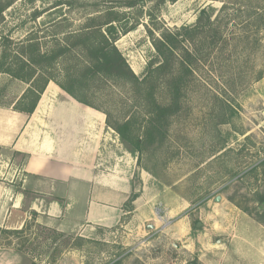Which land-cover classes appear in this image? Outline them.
<instances>
[{
  "label": "rangeland",
  "instance_id": "obj_1",
  "mask_svg": "<svg viewBox=\"0 0 264 264\" xmlns=\"http://www.w3.org/2000/svg\"><path fill=\"white\" fill-rule=\"evenodd\" d=\"M226 2L225 9L223 0H17L5 11L0 36L13 39V51L31 34L43 50L55 44L64 47L66 35L84 28L90 19L104 22L117 16L106 36L140 77L150 62L160 60L153 35L195 24L203 8L216 18L219 39L195 65L164 139L136 151L108 125L106 115L108 130L116 135L124 159L135 165L134 191L142 188L145 170L189 200L193 227L189 236L179 237L168 229L163 242L146 243L149 228L145 226V231L135 234L141 238L142 248L137 250L132 234L120 231L102 237L97 228L87 233L62 232L29 206L13 212V194L22 183L21 171L16 169L25 158L5 151L0 158V217L7 216L11 222L2 227L18 229L25 223L27 227L20 233L0 232V264H264V225L243 209L248 207L255 216L264 211L260 201L264 193V0ZM63 60L53 72L60 80L67 71L74 72L85 55L71 48ZM49 83L41 105H54L59 98L58 83ZM28 87L1 74L0 107H18L17 100ZM156 87L166 102V89L161 83ZM88 97L101 112L102 107L108 110L113 121L131 115L142 119L144 105L124 82L100 78ZM218 195L220 201L215 200ZM158 208L163 209L162 221L155 218L161 226L171 214L162 202Z\"/></svg>",
  "mask_w": 264,
  "mask_h": 264
},
{
  "label": "crops",
  "instance_id": "obj_2",
  "mask_svg": "<svg viewBox=\"0 0 264 264\" xmlns=\"http://www.w3.org/2000/svg\"><path fill=\"white\" fill-rule=\"evenodd\" d=\"M47 90L32 113L0 107V158L5 151L25 158L16 169L21 171L22 183L13 194L12 211L21 213L29 206L62 232L87 233L97 228L102 237L120 231L132 234L137 250L142 246L135 234L145 231V226L149 228L146 243L163 242L168 229L176 236H189L193 228L189 200L145 170L142 188L134 191L135 165L124 159L116 135L108 130L106 114L78 102L59 85L54 105H41ZM147 185L155 190H147ZM132 193L137 197L129 203ZM161 202L171 214L168 220L173 217L168 227L155 219ZM10 222L7 216L0 217V226Z\"/></svg>",
  "mask_w": 264,
  "mask_h": 264
},
{
  "label": "trees",
  "instance_id": "obj_3",
  "mask_svg": "<svg viewBox=\"0 0 264 264\" xmlns=\"http://www.w3.org/2000/svg\"><path fill=\"white\" fill-rule=\"evenodd\" d=\"M16 1L0 0V26L5 22V11ZM223 2L226 9L228 3L226 0ZM96 20L97 18H92L90 24L84 28L68 33L64 39L66 44L64 47L55 44L46 50L41 48L34 34H31L15 51L11 49L13 39L8 35H1L0 75L6 73L11 78L29 84L28 90L17 100L20 105L15 107L27 113L34 111L51 80L57 82L77 101L97 109L101 107L88 97L92 86H95L100 78L117 84L124 82L140 105H144L141 121L134 115L121 121H113L108 110L102 107V111L107 115L108 125L117 131L121 140L132 145L136 151L143 152L147 145L167 136V126L180 110L179 105H182L189 79L195 72V65L202 58L203 52L218 42L216 30L219 24L216 23L213 14L203 8L195 24L184 25L174 30L167 28L158 36L153 35L154 48L160 60L157 63L150 62L145 75L140 77L133 71L114 40L106 36L111 33L112 22L118 20V17L110 16L104 22ZM103 28L106 33L103 32ZM71 48L84 54L85 60L74 72L67 71L64 80L57 79L53 73L55 66L59 62H65L63 54ZM158 83L167 91L166 102H162L157 95ZM136 197L137 194L132 193L129 203ZM260 201L264 202V193L260 196ZM243 209L264 225V211L255 216L248 207ZM26 227V223L18 229L0 226V232L20 233Z\"/></svg>",
  "mask_w": 264,
  "mask_h": 264
},
{
  "label": "built area",
  "instance_id": "obj_4",
  "mask_svg": "<svg viewBox=\"0 0 264 264\" xmlns=\"http://www.w3.org/2000/svg\"><path fill=\"white\" fill-rule=\"evenodd\" d=\"M162 210H163L162 208H158L156 210V213H155V215L158 216V218H159L160 221H162V218L164 217L163 214H162ZM168 223H170V221L169 220H166L165 223H161L162 224L161 226L162 227H163V225L166 226ZM185 264H188V263H185Z\"/></svg>",
  "mask_w": 264,
  "mask_h": 264
},
{
  "label": "water",
  "instance_id": "obj_5",
  "mask_svg": "<svg viewBox=\"0 0 264 264\" xmlns=\"http://www.w3.org/2000/svg\"><path fill=\"white\" fill-rule=\"evenodd\" d=\"M215 200L216 201H220L221 200V196L220 195L216 196ZM198 225H201V223H198Z\"/></svg>",
  "mask_w": 264,
  "mask_h": 264
}]
</instances>
